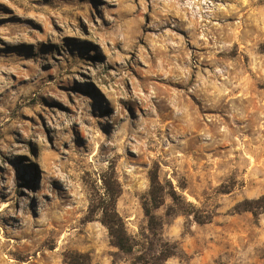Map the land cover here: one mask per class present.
Listing matches in <instances>:
<instances>
[{
	"label": "rangeland",
	"instance_id": "374dc122",
	"mask_svg": "<svg viewBox=\"0 0 264 264\" xmlns=\"http://www.w3.org/2000/svg\"><path fill=\"white\" fill-rule=\"evenodd\" d=\"M111 167L135 252L264 264V0H0V264H132L86 217Z\"/></svg>",
	"mask_w": 264,
	"mask_h": 264
},
{
	"label": "trees",
	"instance_id": "16d2710c",
	"mask_svg": "<svg viewBox=\"0 0 264 264\" xmlns=\"http://www.w3.org/2000/svg\"><path fill=\"white\" fill-rule=\"evenodd\" d=\"M101 175V191L95 192L89 202L86 217L92 220L98 214V220L106 228L112 245L126 256L130 257L132 264H162L169 257L176 255L177 245L168 241L160 242L156 255H149L145 250L135 248L138 245L135 238L128 233L122 216L116 209V200L120 194V185L113 175L112 167ZM162 185L157 176L156 169L153 168L149 174V190L142 201L143 214L146 217L147 227L152 231L157 225L156 214L154 210L163 203ZM169 193L172 201L176 204L181 202L178 194L174 189ZM193 207L192 204H190ZM236 211H248L254 217L264 212V193L254 198H244L235 205ZM193 217L197 222L206 220L199 217L194 211ZM192 212H189L192 213ZM144 241V240H143ZM144 245V242L139 244ZM63 260L66 264H92L87 253L79 251H66L63 253Z\"/></svg>",
	"mask_w": 264,
	"mask_h": 264
}]
</instances>
